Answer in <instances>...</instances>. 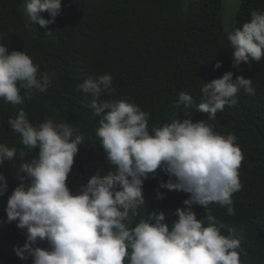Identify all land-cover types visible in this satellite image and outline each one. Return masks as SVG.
<instances>
[{
  "label": "clouds",
  "instance_id": "clouds-1",
  "mask_svg": "<svg viewBox=\"0 0 264 264\" xmlns=\"http://www.w3.org/2000/svg\"><path fill=\"white\" fill-rule=\"evenodd\" d=\"M44 12L49 19L42 16ZM60 13L61 0H24L23 15L41 28L54 23ZM250 16L227 36L233 67L259 63L264 57V12L252 11ZM219 67L217 62L214 68ZM233 75L228 71L203 82L195 105L188 93L180 92L175 107L193 108L214 120L226 105L238 102L241 91L255 95L251 78L233 79ZM112 84L111 74L105 73L77 85L92 97L86 107L92 117L100 118L95 135L113 170L91 176L76 193L66 181L85 140L79 129L51 118L33 126L23 110L8 119L21 144L29 152L38 149L36 158L19 165L15 172L19 184L7 198L4 222H16L26 237L22 246L14 247L16 256L31 258V264H241L240 239L222 234L224 224L207 211L209 204L218 203L228 215L235 214L231 197L242 187L238 169L243 160L236 136L214 132L207 120L175 118L150 134V114L135 104L97 102L102 95L114 94ZM50 85L49 74L41 73L25 52H9L0 44V101L22 104L34 90L45 92ZM17 154L26 155L23 149L0 143V166ZM157 169L168 176L159 188L188 194L183 201L188 207L176 209L171 228L162 212L145 216L143 181ZM6 191L7 182L0 174V196ZM157 198L163 193L157 191ZM192 205L205 209L204 220L196 218ZM140 206L144 216L136 221ZM45 241L47 248L36 246Z\"/></svg>",
  "mask_w": 264,
  "mask_h": 264
},
{
  "label": "trees",
  "instance_id": "trees-1",
  "mask_svg": "<svg viewBox=\"0 0 264 264\" xmlns=\"http://www.w3.org/2000/svg\"><path fill=\"white\" fill-rule=\"evenodd\" d=\"M238 3L233 29L249 22L252 11L264 12V0ZM23 5L24 0H0V44L9 52H25L41 73L49 74L51 85L45 92L34 90L22 104L0 101V143L26 153L0 166L7 182V191L0 196V264H31V258L21 260L14 252V247L25 242L24 230L17 228L16 222L4 221L7 198L19 184L15 172L38 153V149L29 152L21 144L8 119L23 110L33 126L51 118L79 129L85 140L66 181L76 193L91 176L99 173L102 177L113 170L95 135L100 118L92 117L86 107L92 97L77 89L78 84L105 73L113 78L114 94L102 95L97 102L135 104L150 114V134L175 118L207 120L214 132L236 136L243 160L238 169L242 187L231 197L235 214L228 215L227 208L218 203L209 204L207 211L224 224L222 234L233 233L240 239L241 264H264V57L259 63L232 66L227 36L233 29L224 30L221 0H196L187 10L183 0H61V13L47 28L28 23ZM42 16L50 18L47 12ZM217 62L221 67L214 68ZM228 71L233 72V79L237 75L251 78L255 95L241 91L238 102L226 105L214 120L193 108L175 107L180 92L188 93L194 105L198 104L203 82ZM20 95H25L23 89ZM167 180L157 169L143 181V197L145 216L162 212L171 228L177 219L176 209L188 207L183 204L188 194L159 188V182ZM157 191L163 198H157ZM144 209H137L136 221L144 216ZM191 210L197 219H205L202 206L192 205ZM36 246L48 247L46 241Z\"/></svg>",
  "mask_w": 264,
  "mask_h": 264
},
{
  "label": "rangeland",
  "instance_id": "rangeland-1",
  "mask_svg": "<svg viewBox=\"0 0 264 264\" xmlns=\"http://www.w3.org/2000/svg\"><path fill=\"white\" fill-rule=\"evenodd\" d=\"M196 0H183L184 10H187L189 5ZM222 14H223V27L225 31L233 29L237 10L239 8L238 0H221Z\"/></svg>",
  "mask_w": 264,
  "mask_h": 264
}]
</instances>
